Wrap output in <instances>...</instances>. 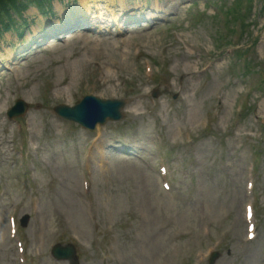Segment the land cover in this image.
<instances>
[{"label":"rangeland","instance_id":"1","mask_svg":"<svg viewBox=\"0 0 264 264\" xmlns=\"http://www.w3.org/2000/svg\"><path fill=\"white\" fill-rule=\"evenodd\" d=\"M50 1L59 17L67 15L69 18L78 11L75 5L65 9L58 5L57 0ZM87 1H95L91 5L96 4L100 8L96 11L89 6L91 12L85 17L90 15V21L95 22L99 18L98 23L102 20L107 25L109 20L115 22L116 15H121L124 10L137 9L140 10L131 13H136L140 21L134 25H123L118 24V17L115 22L119 26L117 29L77 31L55 44L48 42L53 44L50 48L44 52L38 50V56L22 61L21 73L15 75V79L21 77L19 83L12 78L1 81L0 104L12 103L11 99L22 92L18 93L19 87L28 82L31 83L25 86L26 99L30 102L28 98H31L35 103L41 102L51 82L62 83L60 87L64 88L62 95L65 97L86 94L89 90L103 97L126 96L133 92L135 95L131 101H134L129 109L133 111L136 108L141 113L144 109L150 111L149 115L143 116L148 126L142 121L133 123L127 120V116L120 128L108 125L102 130L106 143L114 147L117 142L127 143L133 159L109 158L103 170H92L91 185L82 200L95 204L96 227L87 222L84 208L76 197L81 192L82 157L73 156L65 162L51 160L48 167L38 166L35 185L0 187L6 193L3 197L6 201L0 198V264H17L16 250L7 238V226L3 220L6 221L9 202L20 203V211H29L30 188H33L32 196L42 203V212L32 229L37 237L41 235L40 239L46 245L59 236H75L82 245H91L94 251L101 249L109 264L117 238L118 248L126 253L125 261L129 264H186L192 259L202 260L205 251L197 249L200 244L207 249L222 242L223 247L232 250V259L224 258L218 264H264V231H257L256 238L245 243L244 229L237 231L235 225L238 205L230 199L235 195L237 183L245 179L249 168L248 153L255 149L264 152V99H256L259 93L253 91L257 85L255 79L250 78L246 82L239 78L236 67L230 68L229 55L218 56L210 39L214 27L208 21L209 16L217 5L228 6L233 0ZM257 5L259 10L258 2ZM33 12L32 8L27 14ZM141 15H145V19L142 20ZM195 15H204L200 23L194 20ZM256 15L260 21L253 27V35L258 41L250 57L261 63L264 57V13L258 15L256 12ZM38 18L39 22L47 21L45 25L52 22L51 19ZM35 20L38 23V19ZM122 20L119 19L120 22ZM139 46L144 56L156 59L152 61L157 66L156 70L161 69L156 74L161 76L160 83L163 82L161 85L165 89L159 103L163 100L166 111L163 105L152 109L145 98L149 87L142 80V63L140 58L132 57L136 53L134 49ZM21 47L18 46L17 50ZM1 50L0 56L13 59V52L7 55L5 49ZM212 53L213 60L208 58L207 63L210 62L211 66L206 73L201 72L182 81L183 85L186 83L194 88L188 90L178 82L174 83L181 73L197 71L207 54L212 56ZM169 71L171 75L166 80ZM4 74L9 78L8 72ZM69 75L72 80L68 79ZM174 94L178 96L177 100L168 104V98ZM240 102H249L253 107L247 117L238 122L236 106ZM41 107L42 114L49 116L47 107ZM0 118L5 121L4 117ZM154 119L163 129L153 130ZM44 120L46 117L35 115L36 139L39 142L55 133ZM206 122L209 128L204 130ZM56 123L61 125L58 121ZM11 125L6 123L4 130L0 128L3 139L11 137ZM114 128L118 129L120 137L114 135ZM184 131L192 145L185 143ZM158 135L161 147L155 143ZM135 136L140 138V142L135 141ZM15 138L13 135L12 139ZM84 140L85 137L78 140L79 148ZM141 151L146 154L143 161L137 158ZM104 152L110 153L109 148ZM160 152L171 164L176 191H163L156 177L144 166L148 162L154 165ZM41 158L45 161L48 157ZM90 165L88 163L87 168ZM7 166L12 167L11 164ZM255 177L258 211L263 225L264 159ZM60 187L61 191L55 198ZM143 208H148L154 215V222L150 220V225L143 223L138 214ZM103 209L108 210L107 215H101ZM116 212L119 234L114 230ZM111 216L112 222L106 227L105 223ZM66 226L67 231L64 232ZM30 232L29 228L27 236ZM34 239L32 237V243H27L31 254Z\"/></svg>","mask_w":264,"mask_h":264},{"label":"bare ground","instance_id":"2","mask_svg":"<svg viewBox=\"0 0 264 264\" xmlns=\"http://www.w3.org/2000/svg\"><path fill=\"white\" fill-rule=\"evenodd\" d=\"M82 5H85L86 9L88 8V7L86 6V3L83 2ZM96 9H97V8H96Z\"/></svg>","mask_w":264,"mask_h":264}]
</instances>
